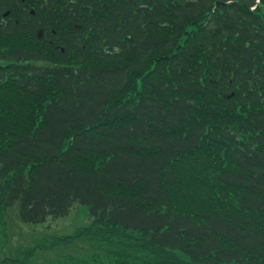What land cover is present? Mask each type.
<instances>
[{"label":"trees","instance_id":"16d2710c","mask_svg":"<svg viewBox=\"0 0 264 264\" xmlns=\"http://www.w3.org/2000/svg\"><path fill=\"white\" fill-rule=\"evenodd\" d=\"M75 203L120 264H264V0H0V209Z\"/></svg>","mask_w":264,"mask_h":264},{"label":"rangeland","instance_id":"374dc122","mask_svg":"<svg viewBox=\"0 0 264 264\" xmlns=\"http://www.w3.org/2000/svg\"><path fill=\"white\" fill-rule=\"evenodd\" d=\"M91 224L88 207L78 203L42 224L23 223L17 204L0 209V264H120L126 255L115 256L116 246L83 234Z\"/></svg>","mask_w":264,"mask_h":264},{"label":"water","instance_id":"95a60500","mask_svg":"<svg viewBox=\"0 0 264 264\" xmlns=\"http://www.w3.org/2000/svg\"><path fill=\"white\" fill-rule=\"evenodd\" d=\"M7 15V13L5 14V16ZM43 31L42 29H39L36 31V38L40 39L42 37Z\"/></svg>","mask_w":264,"mask_h":264}]
</instances>
